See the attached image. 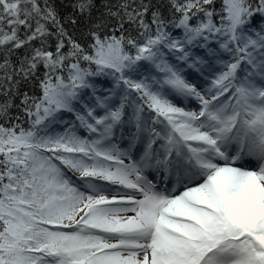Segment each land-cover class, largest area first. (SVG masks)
<instances>
[{
  "label": "snow or ice",
  "instance_id": "obj_1",
  "mask_svg": "<svg viewBox=\"0 0 264 264\" xmlns=\"http://www.w3.org/2000/svg\"><path fill=\"white\" fill-rule=\"evenodd\" d=\"M0 264H264V0H0Z\"/></svg>",
  "mask_w": 264,
  "mask_h": 264
}]
</instances>
